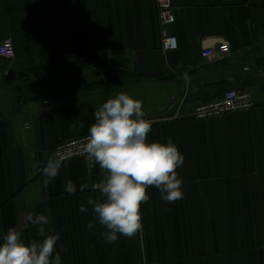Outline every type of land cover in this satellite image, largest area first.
<instances>
[{
    "label": "crops",
    "instance_id": "1",
    "mask_svg": "<svg viewBox=\"0 0 264 264\" xmlns=\"http://www.w3.org/2000/svg\"><path fill=\"white\" fill-rule=\"evenodd\" d=\"M172 1L179 48L164 52L156 0H0V42L15 47L13 60L0 56V237L40 239L27 216L43 213L61 264H264V0ZM226 43L225 58L204 56ZM232 88L255 107L194 116ZM121 92L142 101L148 141L171 138L183 154L184 196L168 203L150 187L142 231L109 242L87 226L98 166L62 164L48 184L41 167Z\"/></svg>",
    "mask_w": 264,
    "mask_h": 264
},
{
    "label": "clouds",
    "instance_id": "2",
    "mask_svg": "<svg viewBox=\"0 0 264 264\" xmlns=\"http://www.w3.org/2000/svg\"><path fill=\"white\" fill-rule=\"evenodd\" d=\"M141 100L121 92L102 102L94 111V123L88 129L83 152L89 169L98 166L102 178L94 184L100 193L89 197L93 219L88 223L107 229L104 233L109 242L120 236L131 238L142 231L141 205L150 199L148 189L155 187L161 199L172 203L183 199V180L177 169L184 163V156L171 138L167 143L149 142L152 122L145 118ZM62 158L53 156L41 167V172L50 183L60 171ZM37 167L36 164L32 165ZM80 189L87 187L81 184ZM65 190L75 194L77 185L68 181ZM81 212L88 209L81 206ZM27 220L35 226L40 239L26 241L16 228H9L0 237V264H61L57 249L59 233L49 231V216L29 213Z\"/></svg>",
    "mask_w": 264,
    "mask_h": 264
},
{
    "label": "built area",
    "instance_id": "3",
    "mask_svg": "<svg viewBox=\"0 0 264 264\" xmlns=\"http://www.w3.org/2000/svg\"><path fill=\"white\" fill-rule=\"evenodd\" d=\"M158 5V18L162 27L161 48L164 52L175 51L179 48L177 37L172 35L168 28L176 21V13L172 0H156ZM230 44L226 43L216 49H208L205 57L218 55L221 59L231 53ZM0 56L7 60L15 57V47L12 39L0 42ZM256 103L250 91L243 88L226 90L220 97L199 103L194 109V116L200 120L217 118L233 112H247L255 107ZM88 133L61 141L54 148V156L62 158V164L75 160H87L83 152Z\"/></svg>",
    "mask_w": 264,
    "mask_h": 264
}]
</instances>
